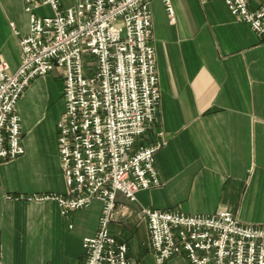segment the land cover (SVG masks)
<instances>
[{
  "label": "crops",
  "instance_id": "1",
  "mask_svg": "<svg viewBox=\"0 0 264 264\" xmlns=\"http://www.w3.org/2000/svg\"><path fill=\"white\" fill-rule=\"evenodd\" d=\"M59 2L67 8L74 0ZM170 3L173 20L162 0L150 2L160 100L156 123L139 139L147 144L163 132L154 153L159 184L139 190L135 202L117 194V204L132 213L109 223L141 264H156L141 207L186 214L226 208L243 224L264 225V35L223 0ZM37 13L52 12L44 5ZM27 30L23 0H0V55L10 71L20 63L19 38ZM60 90L52 71L33 79L16 104L24 152L0 162V264L80 263L83 238L96 232L97 200L62 214L55 201L28 199L67 192L57 145ZM165 264L191 263L174 256Z\"/></svg>",
  "mask_w": 264,
  "mask_h": 264
},
{
  "label": "built area",
  "instance_id": "2",
  "mask_svg": "<svg viewBox=\"0 0 264 264\" xmlns=\"http://www.w3.org/2000/svg\"><path fill=\"white\" fill-rule=\"evenodd\" d=\"M162 1L173 20L170 0ZM223 1L237 20L264 35V0ZM150 2L74 0L61 8L59 0H23L28 30L19 38L18 67L10 71L0 55V162L24 152L16 104L26 87L52 71L61 77L57 145L67 192L28 199L55 201L62 214L101 203L96 232L83 238V261L75 264H141L110 234L109 223L115 214L132 213L117 204V194L135 202L139 190L159 184L154 153L164 143L163 132L139 143L156 123L160 100ZM44 5L50 15L37 13ZM138 212L156 264L174 256L191 264H264V225L243 224L226 208L211 214Z\"/></svg>",
  "mask_w": 264,
  "mask_h": 264
},
{
  "label": "rangeland",
  "instance_id": "3",
  "mask_svg": "<svg viewBox=\"0 0 264 264\" xmlns=\"http://www.w3.org/2000/svg\"><path fill=\"white\" fill-rule=\"evenodd\" d=\"M59 76V75H58ZM60 77V76H59ZM61 78V77H60ZM62 91L60 90V96L62 97V93H61ZM141 144H143V143H141Z\"/></svg>",
  "mask_w": 264,
  "mask_h": 264
}]
</instances>
